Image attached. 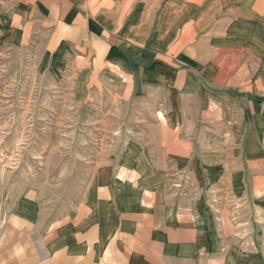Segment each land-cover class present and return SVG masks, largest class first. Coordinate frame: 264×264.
Masks as SVG:
<instances>
[{
  "label": "crops",
  "instance_id": "obj_1",
  "mask_svg": "<svg viewBox=\"0 0 264 264\" xmlns=\"http://www.w3.org/2000/svg\"><path fill=\"white\" fill-rule=\"evenodd\" d=\"M17 6L28 22L66 29L69 40L89 38L88 24L101 23L93 36L109 44L95 42L96 60L107 57L121 99L149 88L162 108L154 139L116 175L125 187L117 197L108 203L97 192L94 212L87 210L93 216L70 236L36 231L8 246L1 240L9 251L0 250V264H264V0ZM156 22V36L132 26ZM230 192L251 199L249 217L209 206V197Z\"/></svg>",
  "mask_w": 264,
  "mask_h": 264
},
{
  "label": "rangeland",
  "instance_id": "obj_2",
  "mask_svg": "<svg viewBox=\"0 0 264 264\" xmlns=\"http://www.w3.org/2000/svg\"><path fill=\"white\" fill-rule=\"evenodd\" d=\"M25 18L17 0H0V250L31 232L70 236L77 223L89 222L97 192L110 203L125 189L116 175H125L154 139L153 117L162 108L149 88L121 99L107 57L102 65L96 60L95 42L108 43L93 36L101 23L88 24L89 38L69 40L66 29H43ZM138 25L146 36L161 27L132 24ZM176 187L168 182L167 189ZM214 195L209 206L249 217L251 199Z\"/></svg>",
  "mask_w": 264,
  "mask_h": 264
}]
</instances>
